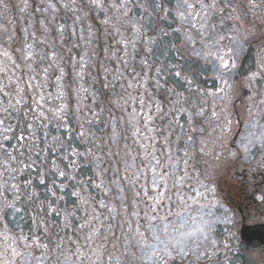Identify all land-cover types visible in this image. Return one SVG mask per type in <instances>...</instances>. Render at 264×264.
Masks as SVG:
<instances>
[{
  "label": "flooded vegetation",
  "instance_id": "af4514ba",
  "mask_svg": "<svg viewBox=\"0 0 264 264\" xmlns=\"http://www.w3.org/2000/svg\"><path fill=\"white\" fill-rule=\"evenodd\" d=\"M214 2L193 29L182 0H0V143L32 165L4 176L22 194L0 227L2 264H264V0ZM61 104L66 122L49 111ZM162 153L189 161L187 201L154 214L210 221L191 248L133 215ZM20 232L31 246L5 254Z\"/></svg>",
  "mask_w": 264,
  "mask_h": 264
},
{
  "label": "snow or ice",
  "instance_id": "6c2138e0",
  "mask_svg": "<svg viewBox=\"0 0 264 264\" xmlns=\"http://www.w3.org/2000/svg\"><path fill=\"white\" fill-rule=\"evenodd\" d=\"M91 3L93 5L99 6V0H91ZM178 7H182L185 9V12L180 13V19L182 21L187 22L193 29H196L197 24L193 23V21H198L201 17V12L196 11L197 7H200L201 9H205L204 12L205 15L208 14L212 9H215L216 4L214 0H197L196 3H189L188 0H182V3L178 5ZM223 11V9H221ZM125 17L127 16V13L124 14ZM203 27V26H201ZM187 41L189 43L194 44L195 41L192 39V37L189 35L187 36ZM5 56H7V53H4ZM32 54L29 52L28 56L30 57ZM10 59V57H9ZM221 59V67L227 71L230 67L229 62L227 60H224L222 57ZM46 73V69L44 70ZM179 75V73H177ZM255 75V74H253ZM30 79H32L30 77ZM31 86V85H29ZM129 87H132L131 84H129ZM17 88L19 89V84L17 85ZM199 91V90H198ZM17 95H19V91L17 92ZM206 95L211 96L212 93H206ZM63 96V93L58 94L57 99H61ZM23 99V97H21ZM40 103H44V97H40ZM20 100L16 101V104H19ZM140 103H143L141 101ZM9 107H12L11 104H9ZM66 105L61 104L59 107H56L54 109H49V111L52 113V118L61 122H66L67 120V113L65 111ZM8 109L5 108L4 112L7 113ZM201 115L203 113H200ZM45 113L43 111L40 112V116H44ZM149 120H151V117H148ZM4 123L3 120H0V125ZM8 131H11V129H8ZM83 136L84 133H81ZM5 140L11 139L8 136L4 137ZM25 137L23 135L17 137L18 141H23ZM54 142L59 141V137L53 138ZM15 147V146H13ZM247 150V148H245ZM19 151V149H17ZM73 155H78V153H73ZM149 155L151 153L149 152ZM186 155V154H185ZM12 162H15L16 165H19L21 163H24L20 160V158L15 155L12 151H9L8 147L0 143V169L3 171H0V227H3L4 224V218L7 216L8 212L11 211L14 214H19L21 212V209L15 207V201L19 200L20 195L22 194L20 191V187L13 183L9 185L8 180L4 179V176L11 172H15L16 168L15 166H12ZM74 163V162H73ZM179 163H184L186 167L184 169H180L178 167ZM189 164V161L181 160L179 162L175 161V157L171 156L170 154H161L160 157H156L154 155L151 156V159L148 161V163L145 165L148 172L152 174V179L150 180V186L144 185L142 186L143 190L140 192H136L134 195L138 198L139 203H143L145 205L144 209H141V211H134L133 215L140 216L141 212H143V216L148 221H155L157 219V216L154 213H157L160 208L166 207L164 204V201H170L172 202V206H176V201L183 198L184 202L186 203L187 197H184V189L183 187H177V185H183L186 183L182 178L177 179L178 173L183 172L185 175L188 172L187 165ZM175 165V166H174ZM25 167H31V163H24ZM156 169H161L159 173H157ZM60 176H65V173L63 171L59 172ZM135 177V173L133 174ZM145 173L140 174V178H144ZM12 179H15V177H11ZM171 180L172 183L169 184L168 181ZM138 182V181H137ZM25 187L28 185V181H25ZM187 183H190V180L187 181ZM97 188L100 186L97 185ZM149 187L151 190V195L149 194ZM11 192L14 196V201H9L6 197V193ZM72 195H75L79 197V192H74ZM195 195L199 196L201 193L199 191L195 192ZM86 203V201H85ZM102 207L107 208V205H101ZM149 213H153V215H149ZM166 218V217H165ZM81 229L85 227L84 224H81ZM46 231V230H45ZM0 235H3V233H0ZM28 236H25L23 232H20L18 236H15L12 239L11 244H5L3 251L5 254H9L11 257L16 258H22L23 253L17 252L16 247H21L24 249H27L31 245L27 243ZM5 240H8V236H4ZM86 240L89 239L88 237L85 238ZM33 243H35V239L33 240ZM2 264V262H0Z\"/></svg>",
  "mask_w": 264,
  "mask_h": 264
},
{
  "label": "clouds",
  "instance_id": "9594fccd",
  "mask_svg": "<svg viewBox=\"0 0 264 264\" xmlns=\"http://www.w3.org/2000/svg\"><path fill=\"white\" fill-rule=\"evenodd\" d=\"M172 216L173 213H169ZM177 219L170 223L166 222L167 218L158 216V223L153 225L149 221L150 230L154 237L165 246L175 244L187 248L204 242L207 233L210 231V221L203 215L191 216L187 213L181 217L180 213L175 214ZM179 224V227H176Z\"/></svg>",
  "mask_w": 264,
  "mask_h": 264
}]
</instances>
